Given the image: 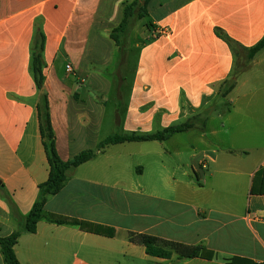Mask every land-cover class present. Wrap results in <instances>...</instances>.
Listing matches in <instances>:
<instances>
[{"label":"crops","instance_id":"0c3cea01","mask_svg":"<svg viewBox=\"0 0 264 264\" xmlns=\"http://www.w3.org/2000/svg\"><path fill=\"white\" fill-rule=\"evenodd\" d=\"M132 1L0 0V237L24 228L50 173L30 69L37 32L45 36L44 90L66 161L102 141L105 87L113 94L102 67L118 53L109 34ZM146 10L141 29L130 33L128 60L134 56L136 64L122 109L113 99V122L121 133L150 134L208 111L205 127L185 131L199 132L203 143L205 129L217 135L191 166L198 183L165 159L166 172L147 175L138 165L135 175L125 160H148V141L112 144L49 196L36 232L23 231L15 245L20 264H232L234 257L264 264V48L248 59L264 37V0H149ZM226 36L237 43L238 58ZM237 62L243 72L222 98L220 86ZM224 104L232 108L223 111ZM119 146L125 154L111 153ZM51 214L84 226L53 222ZM138 234L202 245L215 256H155Z\"/></svg>","mask_w":264,"mask_h":264},{"label":"trees","instance_id":"16d2710c","mask_svg":"<svg viewBox=\"0 0 264 264\" xmlns=\"http://www.w3.org/2000/svg\"><path fill=\"white\" fill-rule=\"evenodd\" d=\"M148 2L149 0H133L126 4L121 22L109 34V37L118 47V67L116 72L112 75L113 94L110 97V101L116 98L115 103H117L119 110L122 109L123 96L127 86V70L126 67L123 66V62L124 59H128L130 51V33L132 31L131 18L134 17L133 11L135 8H138L137 19L140 20L143 18L147 13L146 7ZM225 38L232 45L233 51L238 58L240 50L237 43L230 40L227 36ZM44 44L45 36L41 31H38L32 45L30 69L39 91L37 109L40 123V135L47 154L50 173L48 179L39 185V197L23 222L24 228L16 230L8 236L0 237V250L4 257L5 264H20L15 252V245L22 235V232H36L38 222L45 217V206L49 196L59 193L64 188L69 179V174L74 168L93 159L98 152L105 151L106 148L112 144L126 141H165L177 133L189 131L196 127H205L208 119L209 112L205 111L202 114L191 117L184 123L170 125L150 134L114 132L100 141L96 148L83 150L73 158L65 161L60 157L57 150L55 131L51 119L50 101L47 92L44 90ZM262 48H264V37L254 47L250 48L248 59L251 60ZM242 72L243 68L237 62L231 75L225 79L220 86V97L226 98L235 89ZM253 192H260V190L253 187ZM49 219L56 223H73L81 227L84 226L81 220L69 219L55 214H51ZM135 240L145 245L150 254L159 257H170L173 251L178 253L181 257H206L212 259L215 256L213 250L202 245L193 246L180 242L166 241L148 234H138ZM231 263L256 264L250 259L241 257L232 258Z\"/></svg>","mask_w":264,"mask_h":264},{"label":"rangeland","instance_id":"374dc122","mask_svg":"<svg viewBox=\"0 0 264 264\" xmlns=\"http://www.w3.org/2000/svg\"><path fill=\"white\" fill-rule=\"evenodd\" d=\"M133 12H134V17L131 18V28L132 30L134 29L139 30L141 29V26H140L139 20L137 19L138 18L137 17L138 8H135ZM115 23L116 22H114V25ZM112 27L113 25L108 26V29L110 30ZM115 51H116V48H115ZM117 59H118L117 57L114 58V61L107 63L103 65L102 67L103 68L102 71L104 72L105 76L108 79H110L113 73H115L117 70V67H118ZM135 64H136V58L134 56H132L130 60H128L127 58L124 59V62H123V66L126 67L127 72L128 71L131 72L134 69ZM256 85L257 84L255 82L250 83V87H255ZM236 94L237 92H234L232 95H230V98L231 96L234 97ZM103 96L104 98L111 97V94L110 93L108 94L107 86L105 87V93L103 94ZM238 105H240V103ZM114 107L115 105H114L113 99L110 102H108V104H106V108L108 110H107L105 125L102 130L103 138L107 137L111 133H114V132L121 133L122 131L121 127L117 126L115 122H113L112 112L114 111ZM231 108L232 106L230 104L229 105L224 104L221 109L225 111ZM219 124H220V118L217 116L215 117L214 125L219 127ZM204 133L208 136V137H205L207 140L205 141L206 143L213 140V138L217 137V135L213 137L210 131L206 129ZM199 134H200L199 132L191 131V132L176 134L170 139H168L167 141H148V144H150V150H151V154L148 160H147V157L143 158L139 156V157H136L135 161L133 159L127 158L125 162L126 163L129 162L133 164L132 172L135 175L138 173V168H137L138 165H142L143 167L144 165H146L147 175H152L153 173H155L156 176H158L161 171L166 172V170H164L163 168H160V166H162L163 164L162 160L165 159L170 164H174L175 166L179 167V169L177 170V173L180 175V177H183L182 173L185 169L187 170L189 169L191 171V175L184 176V178L188 180H193L194 182L198 183V180L191 166L194 165L195 161L198 160L199 156L201 155L202 150L208 147L206 146L205 142L204 143L201 142V139L199 138ZM218 136L220 138H225L226 134H224V132L221 131ZM134 147H135L134 151L138 153V151H140V148H138L137 146H134ZM116 149L120 150L124 154L126 153V150H125L126 148H124L123 146H119V147H116L115 149H111L112 150L111 153L114 151H117ZM159 152H161L162 155H158ZM137 163H140V164H137Z\"/></svg>","mask_w":264,"mask_h":264},{"label":"built area","instance_id":"2783aa9c","mask_svg":"<svg viewBox=\"0 0 264 264\" xmlns=\"http://www.w3.org/2000/svg\"><path fill=\"white\" fill-rule=\"evenodd\" d=\"M163 32H164V33H168L166 30H163ZM67 68H68L69 70H72V69H71V65H67ZM203 166H204V167L207 166L206 162H203Z\"/></svg>","mask_w":264,"mask_h":264}]
</instances>
